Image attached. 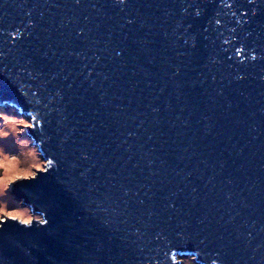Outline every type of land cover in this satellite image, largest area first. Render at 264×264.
Segmentation results:
<instances>
[{"label": "water", "instance_id": "obj_1", "mask_svg": "<svg viewBox=\"0 0 264 264\" xmlns=\"http://www.w3.org/2000/svg\"><path fill=\"white\" fill-rule=\"evenodd\" d=\"M5 104L0 264H264V0H0Z\"/></svg>", "mask_w": 264, "mask_h": 264}, {"label": "rangeland", "instance_id": "obj_2", "mask_svg": "<svg viewBox=\"0 0 264 264\" xmlns=\"http://www.w3.org/2000/svg\"><path fill=\"white\" fill-rule=\"evenodd\" d=\"M29 127V118L8 104L0 105V222L7 217L29 223L41 219L10 193L12 184L44 170L46 164L27 135ZM192 258L181 259L183 264H196Z\"/></svg>", "mask_w": 264, "mask_h": 264}, {"label": "snow or ice", "instance_id": "obj_3", "mask_svg": "<svg viewBox=\"0 0 264 264\" xmlns=\"http://www.w3.org/2000/svg\"><path fill=\"white\" fill-rule=\"evenodd\" d=\"M77 3H79V0H76ZM125 2V0H118V3L123 4ZM249 3L252 2V0H248ZM119 55V53H117ZM13 219H15V217H13ZM25 224H28L29 221H24ZM213 264H215V261H213Z\"/></svg>", "mask_w": 264, "mask_h": 264}, {"label": "built area", "instance_id": "obj_4", "mask_svg": "<svg viewBox=\"0 0 264 264\" xmlns=\"http://www.w3.org/2000/svg\"><path fill=\"white\" fill-rule=\"evenodd\" d=\"M191 258H192V257H191ZM192 261H194V262H195L194 258H192Z\"/></svg>", "mask_w": 264, "mask_h": 264}]
</instances>
